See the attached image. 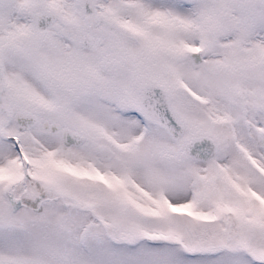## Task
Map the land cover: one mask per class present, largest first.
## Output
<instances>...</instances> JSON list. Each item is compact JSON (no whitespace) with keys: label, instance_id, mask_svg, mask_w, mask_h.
Wrapping results in <instances>:
<instances>
[{"label":"snow or ice","instance_id":"1","mask_svg":"<svg viewBox=\"0 0 264 264\" xmlns=\"http://www.w3.org/2000/svg\"><path fill=\"white\" fill-rule=\"evenodd\" d=\"M0 264H264V0H0Z\"/></svg>","mask_w":264,"mask_h":264}]
</instances>
